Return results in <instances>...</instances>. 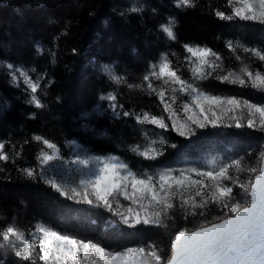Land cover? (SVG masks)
<instances>
[{
  "label": "trees",
  "instance_id": "1",
  "mask_svg": "<svg viewBox=\"0 0 264 264\" xmlns=\"http://www.w3.org/2000/svg\"><path fill=\"white\" fill-rule=\"evenodd\" d=\"M194 3V8H177L174 0H0V142L5 143L4 151L15 159V163L0 162V230L14 222L27 235L29 228L42 222L115 251L151 241L167 254L171 237L166 230L146 225L130 228L103 209L61 197L44 183L27 178L18 167L24 166V162L35 164L36 153L43 147L33 139L36 135L64 146L66 154V142L75 140L95 152L118 151L133 159L131 153H124L121 139L125 144H143L142 128L150 136L161 130L136 125L128 117H114L108 108L109 101L101 97L114 93L125 110L143 108L158 112L155 96L115 83L111 75H122L128 83L138 84L149 64L164 53L174 63L184 62L188 55L183 48L185 43L212 48L228 68L241 64L235 59L237 54L242 56L243 63L254 68L261 66L250 54L239 49L232 52L226 44L239 41L264 49V24L218 18L215 10L231 14L227 0ZM168 17L176 20L174 41L160 30ZM8 64L24 69L33 80L43 77L36 93L45 105L43 108L28 103L30 88L22 77L14 82ZM204 86L218 95L264 101V93L250 87L211 78L204 81ZM163 135L169 142L164 145V155L155 161L138 158L139 167L206 168L212 160L219 164L245 155L249 147L253 154L246 156V160H255L256 153L261 151L260 144L264 143V133L247 127L209 125L191 137H181L174 131ZM17 152L21 154L19 158L15 156ZM213 214L214 207L208 218ZM189 220L190 230L199 226L198 219ZM184 226L185 221L177 215L176 227ZM0 260L4 264H29L7 247L0 250Z\"/></svg>",
  "mask_w": 264,
  "mask_h": 264
},
{
  "label": "snow or ice",
  "instance_id": "2",
  "mask_svg": "<svg viewBox=\"0 0 264 264\" xmlns=\"http://www.w3.org/2000/svg\"><path fill=\"white\" fill-rule=\"evenodd\" d=\"M227 4L231 14L215 10L218 18L264 24V0H227ZM174 6L194 8L196 5L194 0H174ZM175 24V18L168 17L160 25V30L173 41ZM226 47L232 52L239 49L250 54L261 66L251 67L237 54L235 59L241 64L228 68L222 63L223 57L212 48L185 43L186 63L180 60L174 63L164 53L158 61L149 64L138 84L128 83L125 76L111 75L115 83L146 91L159 101L158 112L143 108L137 111L125 110L114 93L101 97L109 101L108 108L114 117H128L136 125L161 130L150 136L142 128L143 144H125L121 139L124 153H131L133 159L118 151L95 152L75 140L66 142L69 149L66 154L64 146L36 135L33 139L43 147L36 153L35 164L24 162V166L18 167L27 178L44 183L61 197L103 209L130 228L146 225L166 230L171 237L167 254L151 241L115 251L42 222L29 228L27 235L14 222L8 223L0 230V250L10 248L15 257L29 264L37 261L42 264H264V143L260 144L261 151L256 153L255 160H246V156L253 154L249 147L245 155L219 164L212 160L206 168L151 170L138 166V158L155 161L164 155V145L169 143L163 135L166 131L191 137L210 125L247 127L264 133V101L218 95L204 86V81L211 78L264 93V49L248 47L239 41H228ZM7 68L14 82L22 77L30 88L28 103L43 108L45 105L36 95L43 77L33 80L24 69H16L12 64ZM5 147L0 142V162L15 163L4 151ZM20 155L15 153L17 158ZM244 203L248 206L241 207ZM213 207L215 214L209 219ZM177 215L185 221L184 227H176ZM190 217L199 223L191 230Z\"/></svg>",
  "mask_w": 264,
  "mask_h": 264
},
{
  "label": "water",
  "instance_id": "3",
  "mask_svg": "<svg viewBox=\"0 0 264 264\" xmlns=\"http://www.w3.org/2000/svg\"><path fill=\"white\" fill-rule=\"evenodd\" d=\"M262 159H264V157H262ZM255 178V175H254V177H253V179ZM248 205L246 204L245 206H243V207H247ZM214 222H216V221H214Z\"/></svg>",
  "mask_w": 264,
  "mask_h": 264
},
{
  "label": "rangeland",
  "instance_id": "4",
  "mask_svg": "<svg viewBox=\"0 0 264 264\" xmlns=\"http://www.w3.org/2000/svg\"><path fill=\"white\" fill-rule=\"evenodd\" d=\"M246 205V204H245ZM244 206V205H243Z\"/></svg>",
  "mask_w": 264,
  "mask_h": 264
}]
</instances>
